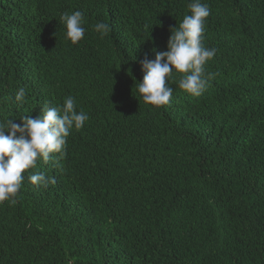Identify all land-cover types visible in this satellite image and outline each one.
<instances>
[{
  "label": "trees",
  "instance_id": "obj_1",
  "mask_svg": "<svg viewBox=\"0 0 264 264\" xmlns=\"http://www.w3.org/2000/svg\"><path fill=\"white\" fill-rule=\"evenodd\" d=\"M189 2L0 0V120L22 126L69 95L89 115L0 203V264H264V0H202L217 49L202 96L179 73L167 105L134 87ZM75 11L86 31L72 44L59 21ZM36 172L55 183L31 184Z\"/></svg>",
  "mask_w": 264,
  "mask_h": 264
},
{
  "label": "clouds",
  "instance_id": "obj_2",
  "mask_svg": "<svg viewBox=\"0 0 264 264\" xmlns=\"http://www.w3.org/2000/svg\"><path fill=\"white\" fill-rule=\"evenodd\" d=\"M187 7L190 14H185L177 26L169 29L168 51L157 52L154 61L145 59L141 62L143 80L135 81L134 87L146 104L157 107L169 104L173 95L169 81L174 73L181 74L178 87L193 97L202 96L217 75L206 71V64L214 59L217 49L203 43L210 7L202 0H190ZM59 22L65 26V39L72 44L84 38L86 20L81 11L65 12ZM94 30L103 37L110 31V26L97 22ZM15 100L18 104L27 101L25 88L16 91ZM42 107V114L36 119L31 115L21 117L22 126L9 118L0 120V203L9 201L15 204L24 174L37 167L38 160L48 163L62 159L66 155L71 130L82 129L89 120L86 112L77 111V100L71 95L64 98L62 105L51 106L46 101ZM28 180L33 185L45 187L55 183L53 177H46L41 172L29 174Z\"/></svg>",
  "mask_w": 264,
  "mask_h": 264
}]
</instances>
